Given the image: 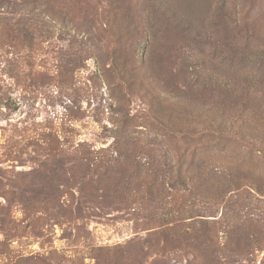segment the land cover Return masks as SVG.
Returning <instances> with one entry per match:
<instances>
[{
    "label": "rangeland",
    "instance_id": "1",
    "mask_svg": "<svg viewBox=\"0 0 264 264\" xmlns=\"http://www.w3.org/2000/svg\"><path fill=\"white\" fill-rule=\"evenodd\" d=\"M207 261L264 264V0H0V264Z\"/></svg>",
    "mask_w": 264,
    "mask_h": 264
},
{
    "label": "trees",
    "instance_id": "2",
    "mask_svg": "<svg viewBox=\"0 0 264 264\" xmlns=\"http://www.w3.org/2000/svg\"><path fill=\"white\" fill-rule=\"evenodd\" d=\"M186 135H188V134H186ZM203 136H204V134H203ZM210 136H211V138H213V140L214 139H216V138H221V135H219V136H215V134L214 133H210ZM213 140H211V141H213ZM193 163L196 165V168H197V174L199 175L198 176V187H200L202 184H203V181H205V180H203V174H202V171H203V165H204V161L203 160H200V161H197V163H196V161L194 160L193 161ZM179 169H180V171H181V173L183 174V171H184V167H183V164L182 163H180V165H179ZM181 174V175H182ZM199 232V231H198ZM199 233L197 234V233H195V235H194V238L195 239H197L198 237H199ZM191 236V235H190ZM208 237H209V234L208 233H204V239H208ZM245 239H246V248H248V246L250 247L251 246V244H252V240L248 237V236H246L245 237ZM236 245H237V247H238V249H241L242 247H243V245H242V242H241V240H238L237 242H236ZM245 248V249H246ZM208 249H209V247H208ZM245 251V250H244ZM217 258L214 256L213 257V260L215 261ZM207 264H212V263H209V261H207L206 262Z\"/></svg>",
    "mask_w": 264,
    "mask_h": 264
}]
</instances>
